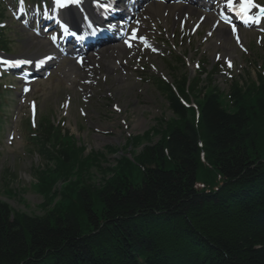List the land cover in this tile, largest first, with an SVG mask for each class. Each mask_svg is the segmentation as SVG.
Instances as JSON below:
<instances>
[{
	"label": "trees",
	"instance_id": "16d2710c",
	"mask_svg": "<svg viewBox=\"0 0 264 264\" xmlns=\"http://www.w3.org/2000/svg\"><path fill=\"white\" fill-rule=\"evenodd\" d=\"M198 81L188 88L186 77L175 86L157 80L173 115L161 120L164 129L130 139L136 146L161 137L141 160L123 156L116 180L99 192L101 213L87 190L77 194L79 215L35 218L0 200V264H264V141L254 144L253 134L264 119V79L234 85V113L218 89L203 93ZM181 98H199L198 118ZM75 149L56 154L58 173ZM131 164L142 169L136 185L127 181ZM121 174L127 188L116 183ZM46 177L38 186L50 185Z\"/></svg>",
	"mask_w": 264,
	"mask_h": 264
},
{
	"label": "rangeland",
	"instance_id": "374dc122",
	"mask_svg": "<svg viewBox=\"0 0 264 264\" xmlns=\"http://www.w3.org/2000/svg\"><path fill=\"white\" fill-rule=\"evenodd\" d=\"M166 19L169 24L165 23L163 15L154 16V19L150 18L149 12L142 19L144 23L140 27L142 33L151 39L161 38L160 43L163 41V44L161 43L163 52L151 55L150 52L145 51V55L142 56L144 60L141 59L145 62L143 63L144 70L143 67H136L138 64L136 59H134L135 64L128 66L130 68H125L124 72L118 70L107 72L106 64H109V57L102 59L101 66L89 65V70L94 71L98 78L94 81L90 80L92 82L90 99H83L80 96V93L82 96L89 94V91L83 94L80 86L81 82L89 78V75L84 78L83 76L73 78L72 80L76 81L72 82L67 79L71 71H63L65 68L58 69L52 79L35 84L28 98L19 97L14 92L8 91L10 100L6 107L5 117L8 125L2 129L4 133L0 132V200L2 202L15 211L35 218H43L51 211L59 213L64 210L66 212L73 210L79 215L80 210L76 207L79 201L77 194L79 191L87 190L93 197L94 211L100 212L99 192L110 181L116 180L117 171L120 168L119 163L122 162L123 156L129 159H133L132 156H140L137 159L141 160L143 158L141 154L145 149L159 142L161 137L155 135L150 141L141 138L142 143L136 146L129 145L131 140L128 139L145 135L146 132L154 129H164L167 125L164 126L159 121L163 117L169 119L172 116L167 110L164 99L152 88L150 79L159 77L173 83L175 77L183 73L194 78L199 72L196 69V63L200 66L206 65V68L210 69L211 66H222L225 60L234 62L232 75L235 79L245 78L241 81L244 83L250 79L256 81L257 76L263 72L264 34L261 36L258 30L242 32L243 45L247 48V53L244 55L242 49L236 47L232 40L228 44L222 41L218 44V32L212 31L211 33L208 22L201 26L198 36L193 34V38L189 41L179 39L173 42L170 33L178 30V26L174 22L175 19L172 21L171 15L167 14ZM7 29L11 37L13 57H31L35 53L40 54L35 47H31L33 44L30 43L34 39L22 32L18 26L9 25ZM167 42L170 46L173 43L176 45V54H180L184 61L183 64H176L175 57L168 54L167 49L164 48V46L169 47ZM121 56L122 59L129 57L128 54ZM129 62L131 63V60ZM169 64L175 70H172ZM81 79V82L77 81ZM216 84L223 91H228V75L218 74ZM67 96L71 97L72 105L63 113L61 111V115L59 112L58 116L60 115V118L67 116L64 124L66 130H70L80 138L86 151L84 154H75L74 161L59 173L58 169L56 171L47 170L45 176L49 179L50 185L36 187L34 167H41L40 171L47 168L43 167L45 162L28 152L27 143L21 137L23 119L29 114L28 103L30 100H37L40 111L45 112L49 109L58 111L59 104ZM26 101L27 104H25ZM192 103L195 101L191 100L190 104ZM113 105H117L121 111L115 112ZM81 112L85 113L86 118L81 117ZM81 122H83L84 130L78 126ZM255 123L262 124L261 127L256 125L253 132L256 134L254 144L259 146L264 141V119ZM131 165H134L131 166L134 175L132 180L127 181L136 185L135 183L141 178L142 169L135 164ZM51 167L55 168L52 165ZM130 170L124 166L122 174L129 173ZM9 174L14 177L9 178ZM122 174L116 183L120 182ZM119 184L121 187L125 185L121 182ZM83 231L85 233L89 231L87 225L83 226Z\"/></svg>",
	"mask_w": 264,
	"mask_h": 264
},
{
	"label": "bare ground",
	"instance_id": "6f19581e",
	"mask_svg": "<svg viewBox=\"0 0 264 264\" xmlns=\"http://www.w3.org/2000/svg\"><path fill=\"white\" fill-rule=\"evenodd\" d=\"M56 1V0H55ZM73 2L74 1H77V0H72ZM127 1H129V5L131 4V2H132V0H127ZM143 1H145V0H143ZM124 3V1H122L121 2V5ZM131 6V5H130ZM136 8H138V7H136ZM77 9H79L80 11H81V13L83 14V12H82V6H78L77 7ZM141 9V6H140V8H139V10ZM153 10H155V11H157V14H160V13H164L165 12V10L167 9V7L166 6H163V5H157V4H154L153 5V8H152ZM180 9V8H179ZM178 9V11H177V16H182V14H180V12H182V10H179ZM139 10H138V12H139ZM88 11H89V14H90V16L88 15ZM134 11V10H133ZM173 11V10H172ZM185 11L186 12H188V11H190V9L188 10V9H186L185 8ZM137 11H134V15L136 16L137 15V13H138ZM174 12V11H173ZM191 12V11H190ZM85 13H86V17H87V19L86 20H82V25L83 26H86V24H90V25H94L95 23L98 25V26H100V23L96 20V18H94V16H93V12H92V10H89L88 8H86L85 9ZM75 14V12H67V15L69 16V15H74ZM97 14V13H96ZM100 15V14H99ZM76 17L77 16H74V17H72V16H69V18H70V21H75L76 22ZM91 17V18H90ZM99 18H101V16H99ZM93 21H92V20ZM94 19H95V23H94ZM125 19V18H124ZM122 20V19H121ZM125 21V20H124ZM74 24V23H73ZM97 26L95 25L93 28L95 29ZM100 27H102V25L100 26ZM217 31H218V33H219V39H223V40H225V44H227V43H229V41H230V36H229V33L227 32V28L226 27H223V26H219L218 28H217ZM94 33L96 32V29L93 31ZM105 33H108V31L107 32H105ZM132 36V35H131ZM105 37V35L103 36V38ZM103 38H101V39H103ZM99 40L100 39H98V40H96L95 41V44L94 45H89V49H92L93 47H96L98 44H99ZM83 48L85 47V45H81ZM118 52L119 53H121V50H120V47L118 48ZM122 54V53H121ZM111 58H113V55H111L110 56ZM114 60H111V64H108V66H107V72L108 71H115V70H117V60H120L121 58L120 57H116V58H113Z\"/></svg>",
	"mask_w": 264,
	"mask_h": 264
},
{
	"label": "snow or ice",
	"instance_id": "6c2138e0",
	"mask_svg": "<svg viewBox=\"0 0 264 264\" xmlns=\"http://www.w3.org/2000/svg\"><path fill=\"white\" fill-rule=\"evenodd\" d=\"M56 4L58 6H63V4L61 3V0H56ZM226 8L229 11L234 12L238 17H240V19L243 21L244 24H248L249 22L252 23H259L261 21V19H264V6L258 5L255 3V0H238V4L236 3V0H227L226 2ZM253 9H258V15H252V10ZM232 31L233 33L236 32V28L233 25L232 27ZM135 38V37H133ZM55 39V37H53V40ZM237 40L239 42V38L237 37ZM125 43H128V41H125ZM3 63L8 64L10 63L9 61H3ZM14 63L16 64H23V63H27V61H23V60H18L15 61ZM228 66L231 67V62H228ZM119 110V109H117Z\"/></svg>",
	"mask_w": 264,
	"mask_h": 264
}]
</instances>
